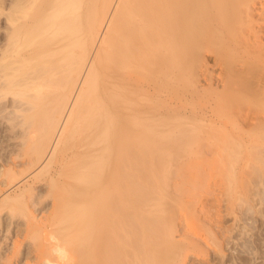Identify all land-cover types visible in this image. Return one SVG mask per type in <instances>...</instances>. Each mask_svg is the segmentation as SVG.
I'll return each instance as SVG.
<instances>
[{
  "label": "bare ground",
  "instance_id": "1",
  "mask_svg": "<svg viewBox=\"0 0 264 264\" xmlns=\"http://www.w3.org/2000/svg\"><path fill=\"white\" fill-rule=\"evenodd\" d=\"M255 1L0 0V146L19 127L24 131L19 133L26 135L25 147L28 145L23 156L30 163L22 169L7 165L1 172L6 185L0 183V221L4 220L3 209L12 215L6 218L11 225L15 215L25 218V236L36 240L29 245L32 251H28H34L37 263L184 264L190 252L200 250L191 235L182 241L176 239L179 212L173 209L177 205L171 208L173 213L162 206L170 190L168 179L174 175L169 170L171 155L174 156L171 144L174 142L175 147L178 140L183 149L201 138L186 133L184 120V126L179 123L181 128H176L178 139L172 136L174 131L164 133L163 115H186L180 109L188 102V95L214 93L212 86L203 91L193 89V79L199 71L194 65L195 56L205 40L215 43L217 39L216 43L225 48L228 39L237 52H248L251 48L246 45L250 44L264 47V7H260L263 3L256 7ZM260 52L263 51L257 55L253 52L254 58L261 56ZM248 67L249 64V70ZM231 87L228 85L227 92ZM259 94L264 101V84ZM220 95L217 96L223 98ZM214 115L222 114L215 111ZM207 126L211 127L207 137L215 136L212 130L218 128L212 127L216 123L209 120ZM5 127L14 131L6 132ZM5 132L10 133L9 138ZM203 132L205 137L209 131ZM239 145L244 149L243 140ZM218 152L213 156L218 163L235 161ZM37 166H42L39 171ZM43 182L48 192L42 198L51 197L53 205L39 223L40 219L29 211L27 200L33 197L36 184ZM176 197L173 196L175 204ZM191 210H184L182 218L179 214L189 222H184L187 229L197 223L195 209ZM192 229L188 230L193 232ZM191 234L196 236L195 232ZM53 235L67 251V261L54 254L55 245L50 239ZM11 255L0 254L8 258L4 261L15 257ZM9 262L5 264H14Z\"/></svg>",
  "mask_w": 264,
  "mask_h": 264
},
{
  "label": "rangeland",
  "instance_id": "2",
  "mask_svg": "<svg viewBox=\"0 0 264 264\" xmlns=\"http://www.w3.org/2000/svg\"><path fill=\"white\" fill-rule=\"evenodd\" d=\"M255 2H257L255 3L256 7L259 6L260 3L261 4L263 3L260 7H264V0H256ZM235 26H232V27L234 29L239 30V28H235ZM2 30L3 29L0 28V31ZM261 35L263 36L262 30H261ZM263 40H264V36H263ZM216 41L217 39H215V43L213 41L210 42L209 39L205 40L201 44L202 45L201 48L198 49V51L196 52V54H199V55L201 52L202 54L200 57L203 59H201L199 55L195 56L194 65L195 66L197 65L196 67H198L197 70H199L198 72L200 74L198 72H196L197 74L195 73L197 76L195 75L194 77L195 78L197 77L199 79L196 78V80L194 81L195 79L194 78L193 79L194 86L192 85L194 87L193 89L195 90L199 89V91L200 90L203 91V89L205 88L207 89V87L209 88L210 86H212L213 87L212 90H215L214 91L215 95L213 92H211V94L209 92L210 95L207 94V92L204 94H201V92H199L200 93L199 96L198 95H194V96L188 95V98H187L188 102H186L183 105L184 107L180 109L181 113L184 112L186 113V115H163V118L165 119V123H164L165 125L162 126L163 127L162 129L164 133L168 134L167 132H169L168 135H170L171 132L174 131L175 134L173 132L172 136L174 137L176 136V138L178 139L177 133L180 134L178 129L181 128V127L179 128V123L183 122L184 120L185 127H186L184 128L185 130H187L186 133L193 137L197 136V138H201V139H198L197 142L200 141L204 145L203 144L199 145V142L198 143L196 142L195 145L192 144L194 147L190 145L186 148L184 147L185 148L184 150V148L181 149L180 144L179 145L177 144L178 140H175L176 142L175 147H174V142L173 144H171L173 149L170 148V151L174 150V152H172L171 154H173L175 157L171 155V161H170L171 165H170L169 170H170V173L173 172L174 175L171 174L172 175V177L170 175L171 179L170 177L168 179V181L170 182V184L168 182V184L170 185V188H169L170 190L168 191L167 189L168 197H167V200H165V203L163 204L162 207L163 209L167 208L166 209L167 211L166 210L165 211L166 212L169 211L170 213V211L172 210L171 208L177 205V207H175L173 211L176 212L177 210L181 218H182L181 214L185 212L184 210L188 211L189 209H192V210L195 209L196 221L194 222H197V223H196V226H193L194 223H192L191 227H194V228L193 229L191 228V229L193 230V232H195L196 236L191 234L193 232L189 231L191 230L190 228H188L189 230L187 229L188 226H186L185 224L189 222L184 221V219L182 220L179 214H178L179 217L177 216L178 219L176 218L177 220H179V221H176V224L178 223L177 231L175 233L176 239L182 241V239H184L185 237L187 239L193 236L195 239V243L201 246L199 251L189 253V256L186 258V261L184 264H264V136H262L264 135V132H263L264 126L262 125L264 123V119H263L264 118V104L262 102L264 101L260 100L262 96H260L261 98H259V95H261L259 94L261 92V87L264 84V82L261 83L262 80L264 81V71H263L264 70L263 69L264 57H262L264 56V50H263L264 47H262L261 48L262 50H261L258 47L256 48L253 47L250 43H249L250 45H246V46H250L249 48L251 49L253 47L254 50H258L257 51L258 53L259 51H263V52H260L261 56H257V59H256L254 57H256L257 52L254 51L253 49H252L253 51L249 49L252 51V53L251 51L249 52L248 47L246 48L248 52H243V51L237 52L232 49L233 48V45L231 43L232 41L227 39V42H228L226 43L227 48L226 47L223 48L219 46L216 43ZM209 42L212 45L211 44L209 45ZM203 46L205 47V49ZM201 49H203V51H201ZM227 51H230V52H227ZM253 52L256 54L255 56L253 55L254 54ZM250 53L253 56H251ZM196 57L200 58L199 59L200 63H199L198 58L196 59ZM231 58L233 59L231 60ZM216 59L218 60L219 65L216 64L217 63ZM220 59H221V62L219 61ZM239 59L241 60L238 61ZM243 59H246V60H243ZM231 61H233V63ZM251 61H253L255 64L252 63ZM245 62H247V64H245ZM256 62L260 64L257 65ZM248 64H249V67H248L249 70L247 69ZM253 65H255L254 66L255 69ZM260 65L261 66L263 65V66L261 67ZM230 66H232V68ZM205 68L206 70H208L207 72L206 70H204ZM244 68H246L245 69L246 71L244 70ZM224 69L226 70L224 71ZM250 69H253V70H250ZM197 70L196 68H194V72ZM247 70H248V74H247ZM211 75H215V76H211ZM227 75H229V77L232 75L233 77L231 76V78H236V79H231L227 77ZM211 77H214L213 78L214 80H211L210 79ZM210 80H211V83L214 82L212 83V85H210L211 84ZM238 81L243 82V84L239 83ZM244 82L247 84H245ZM236 83H237L238 88H236V85H235ZM251 83L253 86H251ZM227 84L232 86L229 89V92H227L228 91ZM244 84L246 86H244ZM256 85H259V86H256ZM223 86L225 90H223L224 89L222 88ZM243 86L246 89H244ZM186 87L190 89L191 87L190 83L187 82ZM253 87L256 89H254ZM248 88L250 89L253 88L254 90L249 89L250 90L249 91ZM231 89L233 90L231 91ZM243 89L246 91H244ZM257 89H259V93L255 92V91H258ZM230 91L232 92V95ZM219 94H221L223 98H220L219 96H217ZM233 94L234 96L236 95L235 98ZM213 97H215V99ZM226 98L229 100H226ZM219 99H222L223 102H221ZM190 102H193V103H190ZM218 104L221 105V106H218V107H221L220 108L221 110H219V112L217 111L218 107L216 108ZM215 111L217 113H221L222 115H214ZM193 113L196 115H192ZM179 117L182 120H180ZM207 119L212 120L216 123V126L212 127V129L218 128L217 131L215 129L214 130L211 129L213 134H215V136L211 134L210 135L212 136L211 138H208L211 127L207 126V122L209 121V120L207 121ZM28 120L26 122L30 123L29 121L31 119L29 121ZM254 123L256 124L259 130L257 129ZM181 124H183L184 126V123H181ZM218 124H220V129L218 127ZM193 125L198 128L200 127V129L195 128L196 129L195 130ZM174 127L175 129L176 128L178 129H176L175 131ZM205 127L208 129H206ZM252 128H254L255 131L251 130ZM7 129L10 133L14 131L8 127L7 128L5 127L6 132H7ZM17 129L18 131L13 132L12 134H10L9 132L8 133L5 132L7 136L8 134H10L9 135L10 138L8 136L10 141L8 140L7 143L4 142L0 146V176H1L0 183H3L4 185H6L5 184L6 177L5 175L4 177L2 176L3 175L2 171L3 170L4 172L6 171L7 165L8 167L9 166L13 167V165L14 167L18 166L19 169L20 168L22 169V167H28L30 165L28 158L25 156L27 160L26 161L24 160L25 157L23 156L25 155L24 153L26 151V148H28L27 147L28 145H26L25 147V144H24V143L27 144L26 139H24L26 135L23 134L22 136L21 134L24 131L20 130L22 132L21 133L19 131V127ZM170 129L172 130L170 131ZM249 129L250 131H248ZM203 130L209 131L208 133H205V137H204L205 131L203 132ZM226 130L229 133V135L224 134V133H227ZM247 131L249 132V134ZM220 132L221 134H223V136L221 137H220L221 134L218 135ZM199 134H200V137L198 136ZM254 134H256V136ZM201 135L203 136V138ZM17 136L20 138H17ZM217 136H218V139L215 138ZM222 137L225 138L226 140L225 139L221 140ZM21 139L22 140L24 139L25 142L24 141L22 142ZM212 139H213V142L219 143V145H222V146L220 147L216 145L215 143H212ZM206 140H208V144L210 142L211 143L207 145ZM235 140H237L238 142ZM242 140H243V143H245L244 149L242 148L243 145L241 146V148L239 147L240 146L239 144H241ZM234 142L237 145H235ZM249 142H251L252 144ZM214 144L217 150L215 149V147L214 149L212 148ZM246 144H248V147L246 146ZM252 146L253 147L255 146L254 147L255 150L253 149ZM176 147H178L179 149ZM237 147H239L240 149L239 148L237 149ZM231 148H232V151H231ZM181 150L182 152H180ZM208 150H210L211 152ZM217 151H220L218 152L220 154L221 153L223 155L226 154L228 155V157L235 158V161H233V163H231L230 161L231 165L229 161L227 162V164L218 163L216 160V157L215 158L213 157L216 155ZM207 152L209 155L207 154ZM21 156H23L24 158H21ZM212 159L213 161H211L212 163H210V160ZM215 164L216 166H214ZM227 165H230V166H227ZM36 168L39 171L40 169L39 166H37ZM43 183L36 184L37 189L35 190L33 197L27 200L29 204L28 206L30 208L29 211L31 210L32 215L35 218H37L38 220L40 219V221L37 220L39 223L44 221L43 219H45V216H48V214L50 213L49 211L52 210L51 207L53 205L52 203L53 199L51 197L44 196L42 198V195H45L46 191L48 192L47 185L45 186V183L44 184ZM174 191H177V193H173ZM168 192L170 194L173 193L175 197H176V194L178 195L180 194L183 199L179 195L178 197H176L177 204H175L176 202H175V199L173 198L174 195L173 194L171 195L174 200L172 198L171 200H169L171 196H169ZM178 198L183 200L184 201L183 203L186 202L185 206L187 207V209L186 207H184V204L182 202L178 201L179 200ZM180 203L183 205V207H181L182 205ZM179 204L181 206H178ZM178 208L182 211V213L180 210H178ZM171 213L173 212L171 211ZM1 214H2L1 220L3 219L4 220L2 221L3 224L0 221L2 225V227L0 225V254L5 257H8L7 255L10 256L12 253L13 244L15 243V241L16 243L14 244L15 246L14 249L17 251V248H18L19 252L17 251L15 253L13 250L11 257L14 255L15 257L14 258L12 257L14 260L9 257L10 259L8 261L7 260L4 261L5 259H8V258H5V257L3 258V256H0V261L2 260L3 264L9 262L10 260H12L11 263H14V264H27V262L28 263L31 262V264H41L40 261L38 263L36 262L38 261V258L37 256H35L36 254L34 253V251L32 253L28 251V249H31L32 251V245L31 247L29 245L33 244L36 240H33V238L31 239L25 236V225L23 224L24 222H26L25 218L23 217L22 219V215L19 214L20 216H17L18 215L17 214L15 215L14 219H12V222H14L13 220H15L14 224L11 225L10 220L6 219V218L10 219V217L12 216V215L10 216L9 210L3 209ZM183 216L185 215L183 214ZM193 220H195V218ZM6 221L7 222L9 221L8 224ZM188 221L192 222L189 219ZM184 222L186 223L184 224ZM7 225H9L8 228L6 227ZM8 229L11 230L9 231V233H8ZM18 243L19 245L20 243L22 245L19 246L17 245ZM39 260H41L42 262L41 258ZM0 263L2 264V262Z\"/></svg>",
  "mask_w": 264,
  "mask_h": 264
},
{
  "label": "clouds",
  "instance_id": "3",
  "mask_svg": "<svg viewBox=\"0 0 264 264\" xmlns=\"http://www.w3.org/2000/svg\"><path fill=\"white\" fill-rule=\"evenodd\" d=\"M53 242V244L55 245V247L53 248V252L54 254L61 260V261H67L68 260V253L67 251L59 245V243L57 242L56 237L53 235L50 238Z\"/></svg>",
  "mask_w": 264,
  "mask_h": 264
}]
</instances>
